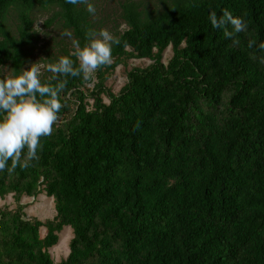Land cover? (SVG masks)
Instances as JSON below:
<instances>
[{
	"label": "trees",
	"instance_id": "obj_1",
	"mask_svg": "<svg viewBox=\"0 0 264 264\" xmlns=\"http://www.w3.org/2000/svg\"><path fill=\"white\" fill-rule=\"evenodd\" d=\"M35 9L62 33L45 67L100 29L83 2L0 0V76L33 63ZM223 9L247 30L214 28L209 12ZM117 11L112 62L94 80L68 75L39 159L0 171V198L17 203L0 208V264H264V0H119ZM130 58L151 62L114 92L107 73ZM42 191L55 210L45 221L20 203ZM66 225L69 251L55 262Z\"/></svg>",
	"mask_w": 264,
	"mask_h": 264
},
{
	"label": "clouds",
	"instance_id": "obj_2",
	"mask_svg": "<svg viewBox=\"0 0 264 264\" xmlns=\"http://www.w3.org/2000/svg\"><path fill=\"white\" fill-rule=\"evenodd\" d=\"M69 2L86 3L89 13L96 12L93 0ZM209 20L227 37L247 30L246 20L228 9H223L219 15L215 10H210ZM67 35L72 34L68 32ZM86 35L85 43L74 39L70 54L61 55L55 62L46 65L52 73L47 81H42L40 67L35 62L21 71L0 76V171L6 168L13 170L17 166L28 168L34 160L39 159L41 137L52 134L59 110L63 107L60 94L66 86L68 75H83L87 79L99 66L112 62L113 45L120 42L119 37L107 28L88 29ZM256 44L254 39L248 41L249 47ZM258 47L264 49V41ZM61 76L65 78L60 79Z\"/></svg>",
	"mask_w": 264,
	"mask_h": 264
},
{
	"label": "rangeland",
	"instance_id": "obj_3",
	"mask_svg": "<svg viewBox=\"0 0 264 264\" xmlns=\"http://www.w3.org/2000/svg\"><path fill=\"white\" fill-rule=\"evenodd\" d=\"M96 6L95 16L101 18V28H107L110 32H115L117 29L122 28L124 25L120 23L118 18L117 4L119 0H93ZM150 8H154L158 4V0H143ZM50 9H35V28L38 32V39L35 44V48L30 56L31 61L35 62L40 67L42 72L46 67L42 59L45 58V51H56L57 45L52 42V38L58 39L61 36L60 28L57 23H50L45 25V21L50 16ZM45 48V49H44ZM171 55L170 47H167L162 54L163 61ZM41 58V59H40ZM151 62L150 59L142 58H130L124 63L119 64L114 70L107 73L105 79V85L110 87L114 92H117L119 88L126 82V72L133 66H145ZM30 65V63H29ZM5 69V73H6ZM8 73V72H7ZM6 73V74H7ZM95 73V72H94ZM94 73L92 74V80H94ZM92 86V82L88 84ZM20 203L23 205V211L29 217H36L41 221L51 219L54 214V202L52 197L47 196L45 192H40L36 196H21ZM17 203L14 201L12 195L8 194L3 198H0V208H15ZM46 231L45 227H40V236H43ZM58 241L55 245L49 248L51 257L55 262H58L61 258L68 254L69 247L68 241L72 237V230L70 226H64L60 232H58Z\"/></svg>",
	"mask_w": 264,
	"mask_h": 264
}]
</instances>
